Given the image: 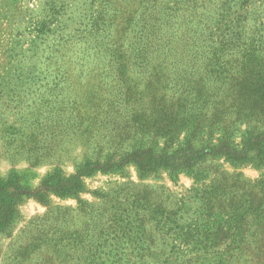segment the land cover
I'll return each mask as SVG.
<instances>
[{
	"label": "rangeland",
	"instance_id": "374dc122",
	"mask_svg": "<svg viewBox=\"0 0 264 264\" xmlns=\"http://www.w3.org/2000/svg\"><path fill=\"white\" fill-rule=\"evenodd\" d=\"M221 29L225 35L242 32L244 39L228 35L229 44L264 42V0H0L5 196L16 194L10 181L34 191L55 173L69 180L82 162L83 137L68 128L50 139L41 130L50 125V112L65 120L92 97L112 99L123 66L139 91L150 77L168 78L170 89L183 72L205 79L204 50L218 43ZM138 50L148 57L147 66ZM245 67L249 84L229 94L226 106L204 92V121L178 119L176 125L185 123L189 132L168 147L185 136L190 167L176 177L165 168L142 174L133 160L148 148L160 155L166 140L152 126L131 130L100 155L116 161L132 156L120 170L83 178L73 196L50 192L46 203L29 196L17 200L0 229V264H264L255 243L231 247L241 231L251 242L257 235L249 203L260 202L264 210V56ZM220 143L244 159L232 162L218 154ZM239 202L243 211H232ZM233 213L239 232L233 218L224 229L223 220Z\"/></svg>",
	"mask_w": 264,
	"mask_h": 264
},
{
	"label": "trees",
	"instance_id": "16d2710c",
	"mask_svg": "<svg viewBox=\"0 0 264 264\" xmlns=\"http://www.w3.org/2000/svg\"><path fill=\"white\" fill-rule=\"evenodd\" d=\"M214 29L219 30L217 27H214ZM220 32L221 34H218L220 38L218 43L211 42L212 45L210 44L211 46L208 47L209 50H204V59H206L204 63H206L205 66L208 68V75L205 79H192L187 72H183L171 81L170 87L173 91L171 93V89L168 86V78L160 76L152 79L150 77L144 86L146 90L139 91L136 84L127 77L126 66H123L124 72L121 71V76L118 78L120 84L119 92L112 99H106L101 96L92 97L83 110L73 108L72 112L69 111V116L65 120V115L60 116L58 111L50 112V115H52L48 118L50 125L41 128V130L43 129L44 133L50 136V139L58 137L63 133V130L68 128L77 133L79 137H83L82 140H79V144L84 151L82 162L75 164L76 173L69 180H64L61 174L55 173L48 176L40 187L34 191L10 181L9 184L14 183L15 198L5 196V192L0 188V229H3L14 215L19 198L29 196L39 202L46 203L50 192L60 196H73L81 192L83 178L91 177L97 172L110 173L117 171L123 168L125 164L130 163L132 156L116 161L112 156H106L104 160H100V155L111 150L115 145V141L126 136L131 130L150 129L148 127L152 126L157 128L161 133V137L166 140L164 150L160 152V155H153L151 152L152 148H148L144 157L133 160V163L136 164L142 174L165 168L171 170L173 177H176L179 171L190 167L188 149L184 145L185 136L175 148L172 146L168 147V142L173 145L176 136L178 139L182 131L184 133L186 131L189 132V126H185V123L176 125L177 122L179 123L178 119L180 118V122L204 121V101L201 102L199 100V98L204 96V92L210 97L220 98L219 107L226 106L224 103H226L225 100L229 94L235 91L241 92L249 84L246 78L245 65L254 56H264V42L262 39L250 38L249 42L238 41L237 44L233 45L227 42L228 35L232 37L238 34L240 39H244L242 32L232 34V30H230L228 35L223 34V29ZM210 36H213V34L210 33ZM143 51H137V58L140 61L142 60L141 63L144 66H147L149 59ZM234 54L236 59H230L229 57ZM122 105H125V108L121 110ZM62 118V121L57 122ZM208 118L205 115V119L207 120ZM198 126L200 127L197 124L194 129L198 130ZM202 130H204V127H201ZM98 139H101V141H98ZM220 145L223 150L218 154L224 152L228 160L240 162L244 159L238 156L237 152L229 149L227 143H220ZM166 149H169V152ZM88 150L92 153L90 156L87 154ZM33 157L37 163H40L37 158L41 157V154H33ZM238 205L240 208L233 207L232 211L242 212L243 202H239ZM249 206L255 217L254 222H257L254 231L257 235L252 242L244 239L246 238L243 236L244 232H239L242 228L240 219L237 221V213H233L232 217L226 215L223 224L227 227H224V229L228 231L231 228L227 224H231L229 220L233 218L236 220L234 228L239 233H242V236L238 240L234 238L231 247L237 246V244L255 243L258 250L264 251L263 205L260 202L254 203V201H251Z\"/></svg>",
	"mask_w": 264,
	"mask_h": 264
}]
</instances>
